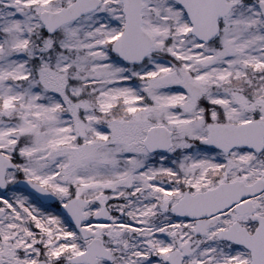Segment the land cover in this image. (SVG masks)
<instances>
[{"label":"snow or ice","instance_id":"6c2138e0","mask_svg":"<svg viewBox=\"0 0 264 264\" xmlns=\"http://www.w3.org/2000/svg\"><path fill=\"white\" fill-rule=\"evenodd\" d=\"M0 264H264V0H0Z\"/></svg>","mask_w":264,"mask_h":264}]
</instances>
